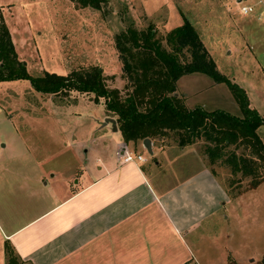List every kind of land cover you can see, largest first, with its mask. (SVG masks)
<instances>
[{"label": "rangeland", "instance_id": "374dc122", "mask_svg": "<svg viewBox=\"0 0 264 264\" xmlns=\"http://www.w3.org/2000/svg\"><path fill=\"white\" fill-rule=\"evenodd\" d=\"M172 1L102 0L95 8L77 6L71 0H0V17L28 73L34 75L46 70L65 74L72 69L97 66L105 84L117 87L124 94L127 88L114 34L131 22L137 29L151 25L155 35L162 37L185 16L199 28L198 35L215 67L241 86L249 106L264 116V23L255 17L261 5H255L254 13L244 14L234 0ZM172 4L177 11L172 9ZM222 9L231 11L232 23L227 16L217 17L216 12ZM246 15H251L253 21L246 19L245 22L241 16ZM202 23L205 27H201ZM242 24H249L253 30L251 35L243 32ZM175 91L188 107L199 104L206 109L222 108L239 114L228 87L203 73L180 76ZM106 115L115 117L108 112ZM105 117L103 99L94 101L91 92L42 93L31 88L27 78L0 80V156L12 168L10 177L15 179L26 174L29 185L37 186L34 177L41 166L52 168L48 175L54 171L61 177L70 167L77 168L82 163L81 156L77 158L73 152L71 135L87 142L90 124L112 126ZM257 133L264 142V124L257 128ZM151 140L157 147L178 145L177 133L173 130ZM184 145H188L185 152L174 161H181L183 166L197 159L211 168L230 196L241 194L232 200L231 209L227 206L223 212L228 217L225 220L221 217L217 228H213L220 235V245L212 249L214 254L219 251L216 264H235L233 258L243 260V264H264V179L251 187L250 175L232 174L219 160L210 162L204 153L202 138ZM235 150L246 151L242 146ZM40 158L43 161L37 165L35 160ZM261 163L264 172V159ZM226 249L233 258L227 255L226 259Z\"/></svg>", "mask_w": 264, "mask_h": 264}, {"label": "crops", "instance_id": "0c3cea01", "mask_svg": "<svg viewBox=\"0 0 264 264\" xmlns=\"http://www.w3.org/2000/svg\"><path fill=\"white\" fill-rule=\"evenodd\" d=\"M172 9L177 11L173 4ZM230 12L216 15L232 23ZM241 18L253 21L251 15ZM261 19L264 23V15ZM242 25L251 35L249 24ZM104 115L110 117L105 108ZM114 124L115 129L90 124L87 142L71 135L82 163L62 177L54 171L48 175L52 168L41 166L34 177L37 186L29 185L26 174L11 178L12 168L0 156V264L6 263L5 243L15 255L14 264H216L219 251L212 249L220 245V235L213 228L228 217L223 212L241 194L230 196L211 168L197 159L183 166L174 161L188 145L157 147L149 138L148 154L141 139L124 141ZM121 148L143 159L123 161L116 153ZM40 161L35 160L37 165ZM227 255L232 257L228 249Z\"/></svg>", "mask_w": 264, "mask_h": 264}, {"label": "trees", "instance_id": "16d2710c", "mask_svg": "<svg viewBox=\"0 0 264 264\" xmlns=\"http://www.w3.org/2000/svg\"><path fill=\"white\" fill-rule=\"evenodd\" d=\"M71 1L77 6L96 8L102 0ZM114 46L125 78L127 90L124 94L117 87L105 84L97 66L72 69L65 74L46 70L40 74L28 73L0 17V80L27 78L30 87L42 93L91 92L94 101L102 98L105 111L115 115L124 141L151 139L173 130L177 133L178 145L202 138L209 161L219 160L232 174L250 175L251 187L264 179L261 171L264 144L257 133V128L264 124V116L249 106L244 89L215 67L197 31L185 16L162 37L155 35L151 25L137 29L129 22L114 34ZM192 72L203 73L214 82H223L239 114L222 108L206 109L199 104L188 107L176 94V80ZM238 146L246 151L236 152ZM4 250L5 264H14L15 255L7 243Z\"/></svg>", "mask_w": 264, "mask_h": 264}, {"label": "built area", "instance_id": "2783aa9c", "mask_svg": "<svg viewBox=\"0 0 264 264\" xmlns=\"http://www.w3.org/2000/svg\"><path fill=\"white\" fill-rule=\"evenodd\" d=\"M237 4V8L241 13H254L255 12V5L260 4L261 5V10L258 11L255 15V17L260 18L262 21V15H264V0H235ZM257 6V5H256ZM264 28V25H263ZM116 153L121 155V159L123 161H128L132 160L133 158L135 159H143V156L141 154H132L130 151H128L125 148L118 149Z\"/></svg>", "mask_w": 264, "mask_h": 264}, {"label": "water", "instance_id": "95a60500", "mask_svg": "<svg viewBox=\"0 0 264 264\" xmlns=\"http://www.w3.org/2000/svg\"><path fill=\"white\" fill-rule=\"evenodd\" d=\"M105 121H109L113 125V129L116 128L115 126V119L112 117H105ZM141 144L145 148V151L150 154L152 152L151 144H150V139L148 137H144L141 139Z\"/></svg>", "mask_w": 264, "mask_h": 264}]
</instances>
